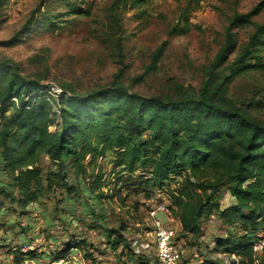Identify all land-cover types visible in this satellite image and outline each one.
Masks as SVG:
<instances>
[{
	"label": "trees",
	"instance_id": "1",
	"mask_svg": "<svg viewBox=\"0 0 264 264\" xmlns=\"http://www.w3.org/2000/svg\"><path fill=\"white\" fill-rule=\"evenodd\" d=\"M144 2L130 0L132 7ZM263 3L246 13L234 10L223 42L204 67L199 87L174 83L171 96H144L130 91L121 81L122 67L109 84L97 89L82 94L61 89L59 94H52L49 86L40 84L41 80L25 77L15 63L0 61V164L8 180V189L3 188L0 194L10 204L6 208L9 214L21 216L29 205L51 201L55 190H63L71 201L82 200L85 204L84 197H91L98 188L84 185L90 166L112 153L118 160L115 167L121 168L120 174H127V180L137 170L144 176L146 186L139 183L135 193L146 192L152 185L166 195L167 208L178 223V234L199 238L202 222L214 214L223 223H232V229L233 223L239 222L244 235L239 238L229 230L214 239L213 249L235 253L241 258L236 264H264L261 254L251 249L258 238L255 233L264 228V123L252 116L253 103L238 101L229 93L233 79L264 71L263 63L252 62L253 54L264 45V22L252 20ZM127 4V0H113L108 7V24L117 34L114 45L120 63L119 8ZM188 9L187 5L181 10L171 33H183L191 27L186 17ZM241 24L252 28L244 42H238L234 31ZM162 49L153 54L148 69L155 66ZM233 52L235 56L228 61ZM7 110L10 114L4 115ZM54 123L60 127L51 132ZM43 159L55 168L50 166L44 173L39 166ZM116 185L120 190L119 182ZM225 194L228 200L224 202ZM52 212L50 227H54L53 220L65 219L56 213V206ZM91 227L97 226L90 220L86 231ZM126 229L124 224L105 227L100 240L113 253L119 249V259L131 254L133 264H149V259L140 257L137 261L132 255ZM20 239L22 245L30 244L27 238ZM62 244L64 249L58 253L76 246L84 259L93 260L87 252L96 249L91 240L82 237L75 241L72 237ZM22 245L13 254L15 264L24 259H42L38 249L21 252ZM51 255L54 258L56 253ZM203 264L221 262L208 258Z\"/></svg>",
	"mask_w": 264,
	"mask_h": 264
},
{
	"label": "rangeland",
	"instance_id": "2",
	"mask_svg": "<svg viewBox=\"0 0 264 264\" xmlns=\"http://www.w3.org/2000/svg\"><path fill=\"white\" fill-rule=\"evenodd\" d=\"M112 1L0 0V61L15 63L25 77L41 80L40 84L49 86L52 94L61 89L67 92L72 89L77 94L97 89L109 84L114 73L122 67L121 81L130 91L144 96H171L174 83L195 89L199 87L204 67L212 61L223 42L234 10L246 13L262 0H145L134 7L127 0L128 4L119 8L121 63L114 45L117 34L115 28L108 24V7ZM187 5L186 17L191 27L183 33H171L170 28L177 23L181 10ZM252 20L259 24L264 22V3L258 7ZM251 30V25H238L234 30L238 42L246 41ZM161 46L163 49L155 66L148 69L153 54ZM234 56L235 52L229 54L228 61ZM253 57L252 62L259 60L264 64V45ZM229 93L238 101L253 103L252 116L264 123V71L233 79ZM9 114L8 110L4 113ZM59 127L54 123L49 131L54 132ZM117 161L114 154L107 153L105 158H98L90 166L84 185L89 183L93 187L98 185V188L91 197H84L85 204L82 200L71 201L63 190H55L51 201L43 205L33 203L26 214L14 216L7 211L10 204L0 194V255L6 252L5 249L12 256L17 253L23 244L22 237L41 249L42 263L50 264L54 259L51 254L63 247L62 242L69 235L89 239L95 244L93 252L87 249L93 257L92 264H109L113 259L111 250L105 242H101L100 234L105 227L117 228L120 224L126 225L125 233L132 250L137 240L147 242L149 237L143 233L146 229L145 211L147 206L161 200L163 193L152 185L147 187L146 192L135 193L141 183L146 186L144 176L137 170L133 178L127 180V174H120L121 168L115 167ZM39 166L46 173L51 165L43 159ZM54 168L51 166V169ZM117 182L121 185L120 190ZM7 184L0 164V190L8 189ZM145 194H148L147 198H144ZM223 198L222 201H227V194ZM55 206L56 213H61L65 219L53 220L55 227H50ZM90 220L97 227L86 231ZM231 224L223 223L214 214L202 222L203 232L199 238L177 233L182 244V263L203 264L208 258L221 264L240 261L235 253L213 249L214 239L219 235L230 231L239 238L244 235L241 223H233V229L229 226ZM42 231L46 233L44 239L37 235ZM262 234L264 229L255 233L258 238ZM52 238L54 241L51 242ZM149 251L153 258L154 250ZM134 253L132 255L137 261L146 255ZM114 257L117 264H133L129 260L131 254L121 259ZM259 258L264 260V251ZM11 261L13 258L8 263ZM5 263L7 260L0 256V264Z\"/></svg>",
	"mask_w": 264,
	"mask_h": 264
},
{
	"label": "built area",
	"instance_id": "3",
	"mask_svg": "<svg viewBox=\"0 0 264 264\" xmlns=\"http://www.w3.org/2000/svg\"><path fill=\"white\" fill-rule=\"evenodd\" d=\"M61 90H56V93L59 94ZM168 200L165 194H162V199L155 201L152 205L147 206L145 211V220H146V229L145 233L149 238V241L145 243L138 244V240L134 242L135 245L133 252L136 254H149L150 251L148 248L154 250L153 258L149 261V264H183L182 263V244L180 239L177 238L178 223L171 216L170 211L167 208ZM161 211L165 214L167 218V223H162L156 214ZM175 222V223H174ZM264 229V228H263ZM147 230V232H146ZM44 232L37 233L40 236V239H44ZM75 241L82 239V237H74ZM69 236L68 239H72ZM135 237V236H134ZM134 239V238H133ZM66 240V241H67ZM129 241V238H128ZM131 248V244H129ZM35 248L32 244L22 245L20 250L23 253L27 251H32ZM64 246L61 249L54 250L62 251ZM252 252L255 254H261L264 251V234L260 235L259 238L251 245ZM38 252H42L41 249H38ZM81 251L76 247H70L63 253H56L53 261L50 264H92V260H87L81 256ZM146 258V255L144 256ZM18 264H44L42 263L41 258H30L24 259ZM94 264V263H93ZM185 264V263H184ZM236 264V263H234Z\"/></svg>",
	"mask_w": 264,
	"mask_h": 264
},
{
	"label": "crops",
	"instance_id": "4",
	"mask_svg": "<svg viewBox=\"0 0 264 264\" xmlns=\"http://www.w3.org/2000/svg\"><path fill=\"white\" fill-rule=\"evenodd\" d=\"M53 222H55V221H53ZM53 226L55 227V223H53ZM5 229H7V228H5ZM5 238V237H4ZM137 238V237H136ZM141 239L140 240H138V244H141ZM149 241V239H147V242ZM142 243H145V242H142ZM148 250H152L151 248H148ZM5 251L7 252H5V253H2L0 256H1V258H5L6 260H7V263H5V264H9L8 263V260H10L11 258H13V256L12 255H10L11 254V252H9V251H7V249H5ZM117 253H119V249L117 250V252L116 253H113V252H111L110 253V256L113 258L112 259V261L109 263V264H117L116 262H117V260H116V258L114 257V256H116V254ZM109 254V253H108ZM151 257H152V255L149 253V254H147L146 253V258L147 259H149V261L151 260ZM109 259H111L110 257H108ZM6 262V261H5ZM10 264H15V262L14 261H11V263Z\"/></svg>",
	"mask_w": 264,
	"mask_h": 264
},
{
	"label": "water",
	"instance_id": "5",
	"mask_svg": "<svg viewBox=\"0 0 264 264\" xmlns=\"http://www.w3.org/2000/svg\"><path fill=\"white\" fill-rule=\"evenodd\" d=\"M156 218H158L160 221H162V223H167V218L165 216V214L161 211H159L157 214H156Z\"/></svg>",
	"mask_w": 264,
	"mask_h": 264
}]
</instances>
